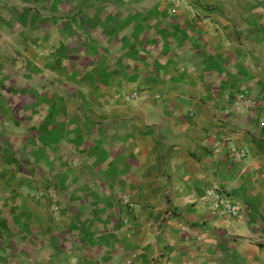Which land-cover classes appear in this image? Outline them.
<instances>
[{
	"label": "crops",
	"instance_id": "obj_1",
	"mask_svg": "<svg viewBox=\"0 0 264 264\" xmlns=\"http://www.w3.org/2000/svg\"><path fill=\"white\" fill-rule=\"evenodd\" d=\"M0 264H264V0H0Z\"/></svg>",
	"mask_w": 264,
	"mask_h": 264
},
{
	"label": "built area",
	"instance_id": "obj_2",
	"mask_svg": "<svg viewBox=\"0 0 264 264\" xmlns=\"http://www.w3.org/2000/svg\"><path fill=\"white\" fill-rule=\"evenodd\" d=\"M187 11L190 15L200 17L199 12H197V9L193 5H189ZM209 20L208 17L199 19L201 23L205 24V27L216 30L215 25L210 23ZM131 96L136 97V93H133ZM252 104L253 103L245 96H232L231 106L228 110L224 111V113L229 114L230 112H233L236 116H241L244 114V110H247ZM211 152L215 156L226 154L233 162H242L248 157V151L246 149L234 144L231 139L225 137H217L213 139ZM52 199L54 202L51 209L53 212H58L61 209V204L58 202L59 199L57 197V192L52 193ZM121 199L129 207H134V204L126 197H121ZM202 200H204V202L210 207L213 213L220 216L241 217L243 215L241 206L236 203L233 198L227 196L219 189H206L203 193ZM127 222L128 221H125V223Z\"/></svg>",
	"mask_w": 264,
	"mask_h": 264
}]
</instances>
